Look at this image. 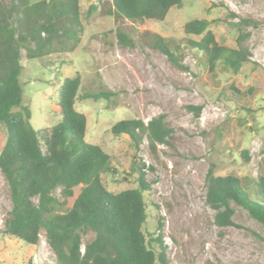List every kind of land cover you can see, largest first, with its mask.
Segmentation results:
<instances>
[{"label": "rangeland", "instance_id": "obj_1", "mask_svg": "<svg viewBox=\"0 0 264 264\" xmlns=\"http://www.w3.org/2000/svg\"><path fill=\"white\" fill-rule=\"evenodd\" d=\"M111 7V0H81L85 28L72 52L32 59L22 49L23 104L31 124L49 127L61 119L60 87L79 73L75 107L87 116L85 139L108 152L115 168L102 174L104 185L113 192L136 188L134 159L144 165L149 246L158 252L159 238L171 264H264V223L232 201L233 224H217L206 187L211 168L216 175L247 181L264 174V0H183L164 20L117 18L108 13ZM194 18L208 19L224 45L237 46L239 36L247 35L243 44L252 56L240 72L210 73L201 51L186 41L201 37L184 31ZM153 33L182 56L183 68L154 45ZM120 34L134 45L125 44ZM101 84L117 92L111 101L84 98ZM190 105L202 106L198 116ZM161 114L173 129L169 143L152 147L145 136L137 147L128 135L111 131L121 119L147 122ZM6 136L0 123V150ZM60 191L56 194L63 200ZM11 208L9 184L0 169V264H59L44 229L37 245L3 233ZM92 237L84 234V242Z\"/></svg>", "mask_w": 264, "mask_h": 264}, {"label": "trees", "instance_id": "obj_2", "mask_svg": "<svg viewBox=\"0 0 264 264\" xmlns=\"http://www.w3.org/2000/svg\"><path fill=\"white\" fill-rule=\"evenodd\" d=\"M182 1L111 0L108 13L129 20H164ZM209 25L205 18L187 21L185 33L201 36L187 37L188 46L201 51L202 62L213 76L218 69L240 72L252 56L243 44L247 35L239 36L237 46L224 45ZM84 28L81 0H0V123L7 132L0 169L12 200L3 233L37 245L44 229L59 264H171L164 243L158 238L156 252L144 231L148 218L144 191L149 189L144 165L134 159L133 168L139 173L136 188L113 192L103 183L102 174L115 168L108 152L85 139L87 116L75 107L80 74L63 80L58 100L62 117L56 124L35 128L30 110L23 104L22 49L32 59L72 52L80 44ZM120 37L125 44L134 45L126 35ZM151 38L175 66L184 67L182 56L164 37L153 33ZM115 95L104 84L83 94L84 98L108 101ZM189 107L200 114L202 106ZM111 131L128 135L137 147L145 136L152 147L169 143L173 136L163 114L147 122L121 119ZM243 154L246 158V151ZM206 187L207 202L217 209V224H233L232 201L264 223V174L247 181L233 174L216 175L211 168ZM58 188L63 200L56 194ZM89 232L93 237L84 242V234Z\"/></svg>", "mask_w": 264, "mask_h": 264}]
</instances>
